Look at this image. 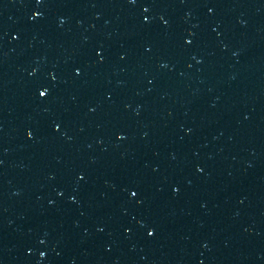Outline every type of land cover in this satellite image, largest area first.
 Returning a JSON list of instances; mask_svg holds the SVG:
<instances>
[{"label":"snow or ice","instance_id":"1","mask_svg":"<svg viewBox=\"0 0 264 264\" xmlns=\"http://www.w3.org/2000/svg\"><path fill=\"white\" fill-rule=\"evenodd\" d=\"M41 95H43V93H41Z\"/></svg>","mask_w":264,"mask_h":264}]
</instances>
